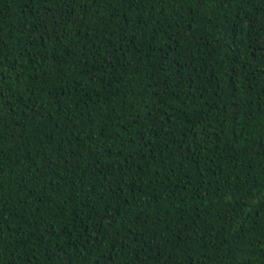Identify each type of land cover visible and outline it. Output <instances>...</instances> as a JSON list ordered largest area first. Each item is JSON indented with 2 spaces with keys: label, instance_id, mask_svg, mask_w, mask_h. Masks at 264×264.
I'll use <instances>...</instances> for the list:
<instances>
[{
  "label": "trees",
  "instance_id": "1",
  "mask_svg": "<svg viewBox=\"0 0 264 264\" xmlns=\"http://www.w3.org/2000/svg\"><path fill=\"white\" fill-rule=\"evenodd\" d=\"M0 264H264V0H0Z\"/></svg>",
  "mask_w": 264,
  "mask_h": 264
}]
</instances>
